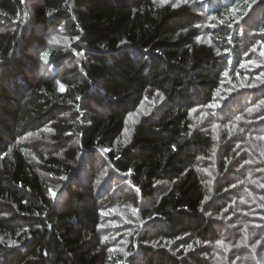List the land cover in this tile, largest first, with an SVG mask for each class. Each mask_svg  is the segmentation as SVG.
<instances>
[{
	"label": "trees",
	"instance_id": "trees-1",
	"mask_svg": "<svg viewBox=\"0 0 264 264\" xmlns=\"http://www.w3.org/2000/svg\"><path fill=\"white\" fill-rule=\"evenodd\" d=\"M40 1L0 0V264H209L200 242L218 240L223 229L208 212L227 207L233 180L218 178L217 199H205L197 165L214 142L192 130L191 112L215 104L227 77L242 83L253 73L245 63L264 42V14L255 22L251 6L264 0L247 5L242 20L212 27V41L197 39L200 22L229 13L237 0L176 8L157 0ZM55 31L70 44L51 43ZM156 95L164 110L142 116L116 148L129 118ZM261 100L264 86H246L218 108L224 123L247 114L234 119L239 132L224 133L219 171L242 168L247 157L233 160L237 151L257 157L264 121L249 108ZM157 183L167 188L148 203ZM257 183L249 186L253 213L264 204ZM247 205L231 208L234 220Z\"/></svg>",
	"mask_w": 264,
	"mask_h": 264
},
{
	"label": "rangeland",
	"instance_id": "rangeland-1",
	"mask_svg": "<svg viewBox=\"0 0 264 264\" xmlns=\"http://www.w3.org/2000/svg\"><path fill=\"white\" fill-rule=\"evenodd\" d=\"M35 2L40 3V0H30V4H34ZM157 2L161 3V0H157ZM172 3H176L177 0H170ZM194 0H188L189 4H194ZM256 3V0H237L234 7L236 8V12L226 13L224 15H218L213 17L205 18L200 22L201 27V35L199 36V40L201 41H212L211 33L215 28H212L216 25L221 26L223 23L230 22L234 24L238 20H242L244 18L243 13L245 11H249V8H246L247 5H253ZM29 4V3H28ZM251 11H253V19L256 22L259 20L260 16L264 14V2L256 6H251ZM223 21V23L221 22ZM244 23L240 21V24ZM229 32L234 31L233 26H228ZM211 31V33H210ZM52 35V36H51ZM48 34V38L50 42L54 43L55 46H68L71 40L66 37L64 34L59 33L56 34ZM55 37V39H53ZM212 43V42H211ZM264 51V42H261V49L258 51L257 56L251 61L254 63L246 62L245 66L252 70V74L240 76L243 81L242 83L231 82V78L225 80L223 87L218 91V100L215 104L218 107H211V105L200 107L197 110L191 112L192 118V130L194 132L202 131L208 132L210 136L213 138L214 146L209 157H202L197 165V170L200 174L202 184L207 191L208 200H215L218 197V190L216 181L219 178L220 180H233L232 190L226 195L225 200L227 207L223 208L221 212L210 211L208 215L210 217L221 218L222 223V236L216 241L210 242H200V246L203 250L202 256L206 259H209V264H258L261 259H264V207L261 208V213H253L254 207L251 205L250 194H249V186L257 185V181L260 184H264V177L259 178L258 169H254L252 164L263 163L264 164V143L258 145L260 147L259 150L256 151V156L253 157V153L250 152L246 154L241 151H237L235 154L236 161L242 162L244 158L247 157V161H251V163H243L242 168H235V166H231L227 163L225 165V171H219L220 168L218 165H222L223 160H226L224 151L221 148V145L224 143L222 138L224 137L225 132H232L236 134L239 132L238 125L234 121L237 117L230 118L228 122L224 123L218 120L219 107L224 103L225 100L235 95L236 92L239 91L241 87H246L248 85H255L257 88H262L264 83H261V79L264 77H260L261 73H264V56L261 55V52ZM260 68V71L258 69ZM41 74H47L43 70L40 71ZM39 76V75H38ZM32 79H36L35 76L31 75ZM227 81V83H226ZM164 98L160 95H156L152 99H148L144 104L141 105L140 109L136 111L128 120V128L127 131L116 141V148L121 146L122 144L127 143L130 140L131 133L133 132L134 125L140 121V118L145 115H153L159 116L162 110H164ZM254 108V107H251ZM250 109V108H249ZM253 111L252 113H254ZM264 114V109L261 107L259 109V114L254 115L257 120L261 123L264 119H261ZM243 119L247 117V114L239 115ZM259 117V118H258ZM252 124L251 126H254ZM47 135H49L48 130H45ZM215 140V141H214ZM103 155V154H102ZM88 165V162H85ZM101 164L99 163V167ZM263 169V168H262ZM226 171L228 175H226ZM102 172L107 175L109 169H104ZM264 174V172H263ZM255 181V183H253ZM227 182V181H226ZM258 185V186H259ZM159 191L158 194L153 198V200L148 201V203L153 204L156 200L160 198V193L163 192L166 188V184L157 183ZM101 187V184H100ZM227 193V191H225ZM224 193V194H225ZM248 204L243 207L240 211V215L237 219H233L231 208H240L243 205ZM262 204V203H261ZM247 209L248 211H244ZM138 214V213H137ZM133 216L136 215L132 213ZM143 228V227H142ZM247 237V243H244V239ZM261 240V244L257 245L256 251L253 252L252 245L256 243L257 240ZM223 240L224 245L221 246L217 244V241ZM240 247H231L229 245H237ZM198 243H196V248ZM194 247V246H193ZM195 248V249H196ZM193 249V250H195ZM205 254L203 255V253ZM239 257V259L237 258Z\"/></svg>",
	"mask_w": 264,
	"mask_h": 264
},
{
	"label": "snow or ice",
	"instance_id": "snow-or-ice-1",
	"mask_svg": "<svg viewBox=\"0 0 264 264\" xmlns=\"http://www.w3.org/2000/svg\"><path fill=\"white\" fill-rule=\"evenodd\" d=\"M161 2L162 3H169L170 0H161ZM181 3H185L186 4V3H188V0H177V2L176 3H172L171 6L173 8H176V7H179ZM230 11L234 13V12L237 11V9L236 8H231ZM25 15H27V13H25ZM221 22L223 23V21H221ZM0 31H3V29H0ZM53 39H55V37H53ZM75 39L76 40H79L80 37L79 36H76ZM197 39H200V38L198 37ZM121 43L124 44L125 42L124 41H121ZM261 55L264 56V51L261 52ZM48 56H49V52L48 51H44L42 53V58L45 60V62H47ZM249 63H254V61H249ZM241 66L243 67V65H241ZM224 75L227 76L228 75V72L225 71L224 72ZM261 77H264V73H261L260 74V77H258V79L261 78ZM261 83H264V79H261ZM248 86L249 87H255V85H248ZM59 87H60V91L61 92L65 91V87L66 86L63 83H60ZM77 99H79V97H77ZM261 106H264V100H261L259 102V104H256L254 106V108H250L249 109V112L258 111L261 108ZM211 107L215 108V107H218V105L217 104H213V105H211ZM241 119H242V117H240V116H237L236 117V120L237 121H239ZM261 119H264V117H261ZM125 131H127V129ZM241 131H243V129H241ZM29 135H31V134H29ZM258 139L264 140V135L259 136ZM173 149H175V146L174 145H173ZM245 163H251V161H245ZM241 167H243V165H241ZM258 170L264 172V169H258ZM61 179H66V177H62ZM253 183H255V181H253ZM259 187L264 188V184H260ZM49 192L51 193V196L53 197V199H55L56 196H57V190H54V189H51L50 188L49 189ZM205 199H208V198L206 197ZM261 199H264V197H262ZM261 207H264V204H261ZM137 211H138V209L132 208L133 214H135ZM201 211H203V209H201ZM104 214L106 215L107 213H104ZM209 215H211V214H209ZM149 219H152V217H149ZM129 223H130V221H129ZM141 223H143V221H141ZM49 227H51V226L49 225ZM100 227H104V225H100ZM107 239H108V237L105 236L104 237V240H107ZM10 243L11 244H15V241L10 242ZM244 243L245 244L247 243V237H245ZM217 244L223 246L224 245V241L223 240H219V241H217ZM260 244H261V240L258 239L256 241V243L252 245L253 252L256 251L257 245H260ZM228 247L229 248H231V247L239 248L240 245L239 244H237V245H229ZM188 248L191 249L192 248V245H188ZM237 258L239 259V257H237ZM258 264H264V259H261L258 262Z\"/></svg>",
	"mask_w": 264,
	"mask_h": 264
}]
</instances>
